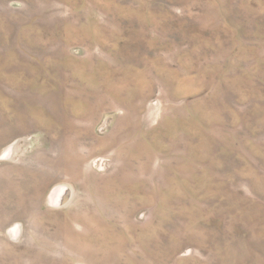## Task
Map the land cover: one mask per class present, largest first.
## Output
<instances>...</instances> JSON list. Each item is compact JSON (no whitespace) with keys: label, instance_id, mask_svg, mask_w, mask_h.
<instances>
[{"label":"rangeland","instance_id":"1","mask_svg":"<svg viewBox=\"0 0 264 264\" xmlns=\"http://www.w3.org/2000/svg\"><path fill=\"white\" fill-rule=\"evenodd\" d=\"M0 264H264V0H0Z\"/></svg>","mask_w":264,"mask_h":264},{"label":"bare ground","instance_id":"2","mask_svg":"<svg viewBox=\"0 0 264 264\" xmlns=\"http://www.w3.org/2000/svg\"><path fill=\"white\" fill-rule=\"evenodd\" d=\"M54 194H55V193H54ZM54 194H53V195H54ZM56 203H57V202H56ZM58 204H59V203H58Z\"/></svg>","mask_w":264,"mask_h":264}]
</instances>
